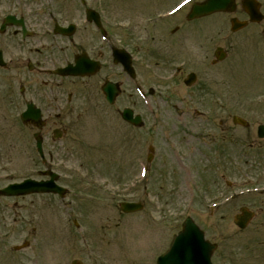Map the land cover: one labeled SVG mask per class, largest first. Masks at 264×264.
Listing matches in <instances>:
<instances>
[{
  "label": "rangeland",
  "instance_id": "374dc122",
  "mask_svg": "<svg viewBox=\"0 0 264 264\" xmlns=\"http://www.w3.org/2000/svg\"><path fill=\"white\" fill-rule=\"evenodd\" d=\"M86 1L88 6L100 12L102 23L110 31V36L127 45L135 55L137 68L144 74L141 73V77L145 89H155V93L150 95V106L145 109L147 112L144 113L142 104L137 108L139 111L144 110L148 118L150 136L142 137L143 134L137 131L131 135L129 128L119 120L103 125L97 113L99 108L85 107L78 98L72 100L71 115L68 116L67 109L64 110L62 118L56 123L68 128L63 141L74 143L71 156L79 158L67 164L66 171L60 168L58 183L66 187V204L73 216L78 217L82 228L75 231L68 224L62 212L65 204L57 197L43 196L44 199L38 200L40 206H36L39 207L35 212L36 217L32 218L35 219L33 224L37 223V235L29 237L31 244L26 249L14 254L8 251V257L2 256L0 264L18 263L21 254L26 252L38 255L37 261L33 260L36 264H64L70 254L80 252L105 254L116 253L119 249L121 253H133L150 241V230L156 232L160 222H166V233L170 234V223L182 220L185 215L194 219L205 230V236L211 239L223 230L222 227L211 226L212 222L222 220L223 212L219 210L209 214L202 208V204L212 198L207 191L212 181L209 175L213 172L208 163L209 148L212 145L208 134H214L215 144L220 141L217 130L209 128L222 117H228L227 124L231 125V116L234 114L250 124L264 122V39L259 37V27L231 33V15H210L194 22L199 37L194 38L193 45L188 44L187 48L181 41L183 45L177 42L172 46L158 41V37L161 35L159 32L163 33L164 28H169L173 23L168 19L156 21L154 16L170 9L180 0ZM239 1L235 15L244 18L239 11ZM259 1L264 13V0ZM2 6L5 12L26 15L37 29L52 28L54 21L64 26L74 23L81 30H88L89 34L95 36L89 26L82 25L79 0H0ZM187 8L184 7L180 14L185 13ZM32 14L35 16L32 17ZM150 18L152 21L149 23ZM261 26L264 27V24ZM245 35L248 39H244ZM55 39L64 40L60 36ZM216 46L224 47L228 55L226 60L213 66L210 62L212 52L207 62L204 56L205 50L209 47L212 50ZM252 48L255 49L254 57L249 55ZM239 58L242 61L236 62ZM154 61H159L158 66L154 65ZM183 61L186 62L185 73L193 71L197 74V87L186 89L177 78L168 84L157 81L158 75L168 76L171 72L172 68L164 69L165 65ZM250 67L256 69V75L251 73V77L248 75L253 70ZM28 95L31 96L32 92L29 91ZM31 134L32 131L25 128L13 112L8 111L5 120L0 115V175L6 178L0 181V185L7 183L8 178L13 181L25 177L39 178L41 165L33 151ZM147 144L153 147L152 159L146 162L148 170L142 178L138 173V160H145L149 153ZM46 150H51L55 163L65 158L63 149L57 145L54 149L49 145ZM177 152L185 169L174 161ZM123 200L141 201L144 208L134 214L121 215L119 228L112 233L107 230V236L113 238V243L106 244L105 235L97 225L102 223L105 215L110 214L106 212L107 207ZM5 201L12 204L13 200ZM22 204L27 206V203ZM30 210H19L18 219L23 223L18 224L15 231L12 230L8 242L7 239L4 241L6 243L0 241V244L9 248L10 244L22 239L18 238L20 233L30 227L28 223L33 216L32 213L30 217ZM40 211L49 215L47 220ZM4 212L1 211V214L9 217V213ZM6 219L7 223L9 218ZM39 221H42V227ZM81 238H84L82 242ZM218 240L222 243L220 238ZM153 242L147 244L151 243V246ZM222 254L221 246L218 255Z\"/></svg>",
  "mask_w": 264,
  "mask_h": 264
},
{
  "label": "flooded vegetation",
  "instance_id": "af4514ba",
  "mask_svg": "<svg viewBox=\"0 0 264 264\" xmlns=\"http://www.w3.org/2000/svg\"><path fill=\"white\" fill-rule=\"evenodd\" d=\"M2 18L0 14V26ZM27 20L29 19L27 18ZM178 20L180 21L181 19ZM24 21L26 22V19ZM186 24L188 22L177 23L173 29H170V33L183 31V28H186ZM28 30V33L23 34L19 27L8 26L0 31V115L5 120L8 111L10 113L13 112L15 115L22 113L25 109V103L27 105V101H31L30 103L38 107L42 116L46 118L42 131L45 134L50 131V123L51 125L55 124V120L51 119V117H60L62 114L61 109L63 107L60 100L65 92H67L65 94V103L68 104L72 99V91L70 90L71 78L56 76L48 72L45 78L38 80L31 77H22V70L26 68L27 72L31 73L35 69L45 71L47 67L50 65L55 67L57 63L61 66L66 65L67 60L73 58L76 54L72 57L73 42L74 45L77 44L79 47L89 45L86 48L87 51H85L88 52L91 58L99 60L102 64L101 69L103 68L104 70L103 58L111 60V56L109 55L111 49L119 48V45L116 39L110 38L112 43H110V48L105 51V48H96L94 43L96 40L89 39L84 34H80L75 38L64 37V40H56V36L54 35L40 36L38 29ZM83 50L80 49L78 52H82ZM94 52L96 54L92 55ZM63 63L64 65H62ZM133 67L135 68L134 63ZM136 74H138L137 70ZM106 79L118 83L122 91L121 95L116 98L112 105H109L105 101L100 91V86ZM86 80L82 82L85 85L84 91L81 93L83 99L89 100L92 94L96 95V98H98L99 103L103 104V107L116 114L119 111V107L117 106L119 103L122 108L135 105L133 95L128 93L130 90L129 84L124 80H128L130 83L134 81L126 77V74L118 64L111 63L106 73H103L100 77L92 76L86 78ZM140 81L143 83L142 79ZM29 91L32 92L31 96L28 95ZM122 97L127 99V101L123 102L121 100ZM56 110L58 113H56ZM218 127L220 128V133L217 134V138L220 141L212 147L210 154L213 161L220 162L218 173L223 178L225 189H229L230 184H228V180L231 178L237 181L241 178L245 180L246 177H257L256 183L244 185L241 188L264 186V141H253L256 130L255 134L254 130H250L248 135H235L232 134L231 126L219 124ZM53 128L51 129L50 140L47 136H44V147L48 148L51 141L50 145L53 149L55 148L52 133ZM131 128L133 127L131 126ZM60 131L63 138L67 133L66 129H60ZM247 136L251 137V140L248 141ZM210 138L215 139L216 137L210 134ZM246 144L249 145V150L240 149L241 145ZM62 146H66L64 142ZM47 156L53 161L54 155L51 150L47 152ZM67 161L68 159L65 156L64 162ZM210 187H213L219 193L221 192L220 183H218L216 178L212 180ZM235 188L238 189L240 187ZM241 209H245L246 212H252L253 218L256 219H251L245 229H240L234 225V216ZM224 213L226 222L224 221V230L221 232L224 253L222 258L218 259L219 262L221 264H264V190L235 197L232 202L224 206ZM251 228L252 231H250L253 234L247 236L246 232ZM216 243L218 244V242ZM217 247L219 246L217 245ZM156 258L157 255L137 253L129 258L122 259L101 257L95 264H156Z\"/></svg>",
  "mask_w": 264,
  "mask_h": 264
},
{
  "label": "water",
  "instance_id": "95a60500",
  "mask_svg": "<svg viewBox=\"0 0 264 264\" xmlns=\"http://www.w3.org/2000/svg\"><path fill=\"white\" fill-rule=\"evenodd\" d=\"M243 7L248 13L251 20L258 19V13L255 5L245 1ZM234 0H206L203 4L195 5L192 8L191 17H199L212 13L214 11H233ZM233 27L241 24L232 21ZM241 122V121H240ZM52 186L51 180L48 182L27 181L22 185L11 186V189L23 187V189L31 190H48ZM56 188L55 190H57ZM7 191V189H6ZM124 210L134 209L136 206L132 204H122ZM211 247L203 240L202 233L188 219L183 231L174 237L171 242L170 249L161 257L160 264H209Z\"/></svg>",
  "mask_w": 264,
  "mask_h": 264
},
{
  "label": "snow or ice",
  "instance_id": "6c2138e0",
  "mask_svg": "<svg viewBox=\"0 0 264 264\" xmlns=\"http://www.w3.org/2000/svg\"><path fill=\"white\" fill-rule=\"evenodd\" d=\"M185 2H187V0H185Z\"/></svg>",
  "mask_w": 264,
  "mask_h": 264
}]
</instances>
